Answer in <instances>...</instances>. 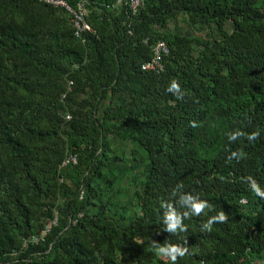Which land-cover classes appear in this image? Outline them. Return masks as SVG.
<instances>
[{"label": "trees", "instance_id": "16d2710c", "mask_svg": "<svg viewBox=\"0 0 264 264\" xmlns=\"http://www.w3.org/2000/svg\"><path fill=\"white\" fill-rule=\"evenodd\" d=\"M64 1L92 31L61 5L0 0V264H166L153 240L187 247L177 264H264V199L243 180L264 188V0ZM158 39L164 69L145 71ZM177 184L212 210L171 235Z\"/></svg>", "mask_w": 264, "mask_h": 264}, {"label": "clouds", "instance_id": "9594fccd", "mask_svg": "<svg viewBox=\"0 0 264 264\" xmlns=\"http://www.w3.org/2000/svg\"><path fill=\"white\" fill-rule=\"evenodd\" d=\"M167 92L172 93L177 99H183L184 92L181 89L179 82L173 79L166 89ZM192 127H197L195 121L191 122ZM246 134L237 129L234 132L228 133V139L230 141H236L237 139L244 137ZM258 132H252L247 134L248 141H254L258 138ZM244 153L242 151H232L228 157V160L242 159ZM243 180L248 184L250 191L259 197L264 199V188L260 186L258 181L251 175L246 176ZM184 185L177 184L172 190L171 199L161 202L163 211V231L170 233L171 235H178L179 233L186 232L187 226L184 224L186 218L191 216H201L205 210H212V206L207 200L200 199L199 196L193 195L190 192L183 191ZM174 201V202H173ZM245 201H241L244 203ZM176 205L186 209L181 212L178 211ZM228 221V214L225 211H220L215 215L210 216L205 223L202 224L201 230L204 232H211L213 225L216 223H226ZM138 244H142V241H135ZM186 243V242H185ZM151 250L153 253L170 264H177V261L188 254L189 249L178 243H164L159 244L155 240L151 243Z\"/></svg>", "mask_w": 264, "mask_h": 264}, {"label": "built area", "instance_id": "2783aa9c", "mask_svg": "<svg viewBox=\"0 0 264 264\" xmlns=\"http://www.w3.org/2000/svg\"><path fill=\"white\" fill-rule=\"evenodd\" d=\"M45 1L52 3L54 5H61L73 14L72 21L76 30V34L78 36L81 34V32L85 30L92 31L91 26L84 19V16L87 14V10L82 4L79 5L78 10H74L64 0H45ZM140 3L141 0L129 1L130 7L134 12H136ZM152 52H153L152 57L146 60L145 62H143L141 68L145 71H162L164 69V64H163L164 57L169 53V47L167 43L162 39H158L152 46ZM70 117L71 116L68 114L67 118ZM68 162L76 163L77 162L76 155L74 154L69 155L67 159L64 161V165L67 164Z\"/></svg>", "mask_w": 264, "mask_h": 264}, {"label": "rangeland", "instance_id": "374dc122", "mask_svg": "<svg viewBox=\"0 0 264 264\" xmlns=\"http://www.w3.org/2000/svg\"><path fill=\"white\" fill-rule=\"evenodd\" d=\"M177 27H179L180 30H182L183 32H186V33H187V32H190V33L192 34V33L195 32V31H194L195 29H191V28L187 27L186 25H184L183 23H177L176 28H177ZM204 30H205V29H204ZM199 32H201V31H200V30H197V31H196V33H199Z\"/></svg>", "mask_w": 264, "mask_h": 264}]
</instances>
